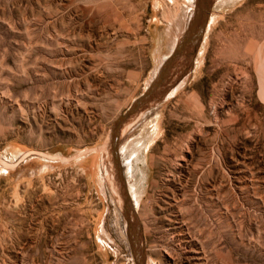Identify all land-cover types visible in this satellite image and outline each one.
<instances>
[{"label":"rangeland","instance_id":"374dc122","mask_svg":"<svg viewBox=\"0 0 264 264\" xmlns=\"http://www.w3.org/2000/svg\"><path fill=\"white\" fill-rule=\"evenodd\" d=\"M195 1L0 0V264H137L108 139ZM206 24L118 135L141 264H264V0H212Z\"/></svg>","mask_w":264,"mask_h":264},{"label":"bare ground","instance_id":"6f19581e","mask_svg":"<svg viewBox=\"0 0 264 264\" xmlns=\"http://www.w3.org/2000/svg\"><path fill=\"white\" fill-rule=\"evenodd\" d=\"M211 4H212V0H197V1H195L194 14L192 15V18L190 19V24L187 28L188 32H186L183 35H182V33H180L178 35L181 37L179 39L178 45H176V49H175L176 52L174 51L173 53H171L170 57L166 60V62L163 65L160 73L157 75V77L154 80V82L152 83V85L149 87V89L147 87L146 91L144 92L145 98L143 100V103H141L135 109V111L130 116H128L129 118L127 117V120L122 124V126H119V128L117 129V133H115L114 138H113V136L109 135L108 148L110 151V158L112 157L111 160L113 159V161H114L117 174L116 175L113 174V178L109 177L108 181L111 182V184H112L111 186L113 189V193L117 198L118 204L122 210L125 221L127 223V232H128V235L130 237V240H131L134 252H135L137 264H141L143 255H142V252H141V249L139 246L140 243H139L138 238H137L138 232L136 233V225L137 224L134 225L133 223H131L132 218L130 220V217H134L132 212L129 214V211H131L129 209V207L132 208V205H131V202L129 199L130 194L128 195L126 188L123 185L124 182L121 179L122 174L120 171L119 159H118V155H117L118 135L121 134L122 132H124V130L127 129V127H129V125L131 126L136 121V119H138L144 113V110H146L151 105L155 104L159 98L161 100L163 98L164 94H166V92L170 88H173L176 85H178V83H177L179 80L178 78H180L181 73L183 71L182 67H183V64L186 62V56L189 54V52L191 50H194V48L197 46V43L199 42L201 35L203 34L204 29H206L208 13H209V8H210ZM203 36H204V34H203ZM156 44H157V42H156ZM175 44H177V42ZM175 44L172 45V49L175 47ZM263 49H264V44L261 46L260 51L258 52V57H260ZM192 56L190 55V57H192ZM187 58H188V56H187ZM174 59H176V60L174 61ZM188 60H190V58ZM187 62H189V61H187ZM258 71H259L260 76L264 77V56L259 61ZM183 73L185 74V71H183ZM263 81H264V79L261 78V87H262V91L264 93ZM167 82H170V84L168 83L169 85L168 84L165 85ZM120 179L122 180V182H120ZM138 237H139V235H138ZM139 238H141V237H139ZM145 258H146V256H145ZM144 263H145V261H144ZM145 264H151V263L147 261V263H145Z\"/></svg>","mask_w":264,"mask_h":264},{"label":"water","instance_id":"95a60500","mask_svg":"<svg viewBox=\"0 0 264 264\" xmlns=\"http://www.w3.org/2000/svg\"><path fill=\"white\" fill-rule=\"evenodd\" d=\"M144 95L145 93H143V95L141 97H139L130 107V109L127 111V113H125L124 115H121L118 117V119L114 122V124L111 127L110 130V135L113 136V138L115 137V133H117V129L119 128V126L121 125V123L124 121L125 117L129 116L131 113H133L135 111V109L141 104L143 103L144 100ZM114 140V139H113ZM124 185V184H123Z\"/></svg>","mask_w":264,"mask_h":264}]
</instances>
